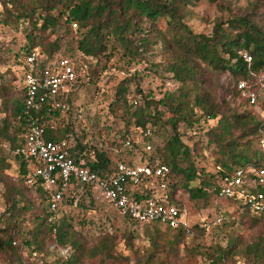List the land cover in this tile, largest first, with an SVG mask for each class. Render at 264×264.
Wrapping results in <instances>:
<instances>
[{
	"label": "trees",
	"instance_id": "obj_1",
	"mask_svg": "<svg viewBox=\"0 0 264 264\" xmlns=\"http://www.w3.org/2000/svg\"><path fill=\"white\" fill-rule=\"evenodd\" d=\"M18 1L22 2L0 0V18L3 23L28 24L25 29L23 26L26 43L21 49L11 55H7L6 50L0 51V70L5 68L1 77L8 81H0V107L5 113L0 124V185L4 187L2 197L5 204L0 213V250L10 257L11 262L24 264L22 255L25 248L31 249L29 252L38 264H81L85 257H100L103 264L117 261V236L114 233L107 232L95 246L87 248L73 224L72 216H63L58 222L50 220L54 214L48 205L50 191L39 183H26L31 162L18 154L17 150L23 144L24 133L31 122L44 126L46 139L69 142L72 156L75 159L86 158L89 167L103 178H109L119 162L153 166L159 160L167 164L170 167L167 175L147 178L134 189L133 194L138 199L155 196L149 184L157 183L159 191L169 203L184 207L182 198L177 197L181 191L195 199L206 196L211 190L218 198L225 175L242 168L246 170L247 178L254 180L257 171L264 169V160L259 157L258 149L253 147V141L263 138L264 115L260 111L240 113L231 110L224 113L203 90L206 70L228 71L236 79L235 93L242 97L238 83L246 81L257 93L258 102L252 105L248 99L242 97V100L251 107L264 108V99L259 100L260 93L264 92V83L261 81L264 72V30L252 18L240 14L219 17L212 33L207 34L196 33L188 23L193 0H42L41 12L29 4L19 6ZM147 18L155 21L164 19L166 27L163 32L158 30L153 38L149 37L151 31L148 32L143 23ZM117 43L129 58L142 56L152 44L159 45L168 58L161 64L162 69L177 83L174 90L166 91L159 100L144 97L143 90L136 84V92L141 95L139 101L128 99L130 85L136 82L135 75L119 84L117 94L131 110L138 128L136 132L127 130L123 136V143L128 141L131 144V157L127 160L121 155L116 160L102 147L83 142L78 137L71 138L70 124H62L69 112L75 89L60 96L68 105L65 114L28 108L27 92L23 85L28 67L25 61H19L37 51V67L43 70L62 56L74 58L80 73L75 83L77 87L82 83L80 71L85 66L83 61L107 54L108 50L112 52ZM244 52L252 56L251 61L243 57ZM164 72L161 74L163 77ZM217 117L220 129H211L210 132L221 147L223 157L220 162L223 168L210 179H205L203 185L192 187V181L199 175L190 160V148L181 139L180 124L193 127L202 119ZM167 128L172 131V135L166 143L160 146L153 142L157 133ZM148 129L152 130V135L146 137L143 143L138 142L137 133H145ZM147 143L154 146L151 155H147L143 148ZM3 148L19 160L18 180L5 173L11 163L1 155ZM138 154H141V162L135 160ZM185 159L190 164L182 167L181 162ZM250 187L264 193V184L252 183ZM75 189L81 194L78 204L74 206L65 200L58 213L68 206L96 211L98 193L83 184H76ZM29 190L34 192L40 204L29 197ZM227 200L250 218L251 225L264 228V213L250 212L241 201ZM115 210L129 227L147 228L148 239L153 247L152 256L164 248L162 239L166 233L162 230H175L173 239L168 241L169 249L173 250L188 235L185 229H162L157 224H142ZM190 231L193 233L192 227ZM18 236L22 237L21 241L17 240ZM132 236L133 233L128 231L125 241L130 242ZM48 244L58 254L52 262L45 259L50 248ZM207 256L212 264H264V243L254 239L243 245L239 238H230L226 247L219 246Z\"/></svg>",
	"mask_w": 264,
	"mask_h": 264
},
{
	"label": "rangeland",
	"instance_id": "obj_2",
	"mask_svg": "<svg viewBox=\"0 0 264 264\" xmlns=\"http://www.w3.org/2000/svg\"><path fill=\"white\" fill-rule=\"evenodd\" d=\"M21 1H18L19 6L25 3L34 6L37 12L42 11L40 8L42 0ZM193 1L194 4L190 6L192 15L188 18V23L196 33L211 34L219 17L228 18L236 14L249 16L264 30V0ZM143 23L145 29L148 32L151 31L148 35L151 38L156 31L163 32L166 27L164 19L155 21L147 18L143 20ZM27 25L15 23L6 25L0 18V51L6 50L7 55H11L21 49L26 43L24 29ZM72 40L75 41V39ZM167 59L164 49L159 45L152 44L145 49L142 56L129 58L124 54L123 47L117 43L112 52L108 50L107 54L100 57L89 59V61L84 60L85 66L80 71L82 83L75 89L69 112L62 124H70L71 138L78 137L83 142L102 147L115 159L119 155L123 156L124 160L129 159L131 144L128 141L123 143V136L127 130L136 132L138 128L131 110L117 94L118 86L125 78L135 75L136 82L130 85L131 93L128 94V99L137 101L141 99V95L136 92V84H139L143 90L144 97L161 99L166 91L177 87L171 75L162 69L161 64ZM21 60L25 61L24 58L19 59ZM162 71L164 77L161 75ZM3 72L5 68L0 70V81L8 82L1 77ZM204 79L206 82L203 90L222 112L229 113L234 110L240 113L246 111L258 113L257 111H260L264 115V108L247 105L242 97L235 93L236 79L228 71L206 70ZM261 98L264 99V92L260 93L259 100ZM4 115V109L0 107V124ZM219 117L212 120L202 119L193 127L180 124L181 139L190 148V160L199 175L192 181V187L203 185L205 179H210L213 174L223 168L220 162L223 157L221 147L215 135L210 132L211 129H220ZM170 135L172 131L169 128L162 130L157 133L153 142L162 146ZM136 139L143 143L146 137L139 131ZM253 147L258 149L259 157L264 160V134L262 139L253 141ZM143 148L147 155H151L154 150V146L148 143L144 144ZM1 155H4L11 163L5 173L18 180L19 160L6 148H3ZM135 160L141 162V154H138ZM189 164V160L186 159L181 162L182 167ZM3 191V185H0V213L5 208ZM29 197L40 204L33 191L29 190ZM177 197L182 198V206L188 210V220L193 233H188L179 246H174L176 250H173L169 249L168 241L173 239L175 230H162L166 233L165 238L162 239L165 243L164 248L155 256H152L153 247L148 239L147 228L129 227L115 207L101 197L95 201L96 211L68 206L60 213V217L72 216L73 224L87 248L95 246L107 232L114 233L117 236V261L113 264H212L207 255L219 246L226 247L230 238H239L243 245L254 239H260L264 243V228L251 225L250 218L244 216L233 203L226 198H217L211 190L206 196L200 198L192 199L187 192L182 191ZM128 231L133 233L130 242L125 241V234H128ZM17 238L21 241L22 237ZM48 247L50 248L45 259L52 262L58 254L56 249L51 248V244H48ZM30 250L28 248L23 250L24 264H38ZM10 260V257L0 250V264H17ZM81 264L103 263L100 257L96 259L85 257Z\"/></svg>",
	"mask_w": 264,
	"mask_h": 264
},
{
	"label": "built area",
	"instance_id": "obj_3",
	"mask_svg": "<svg viewBox=\"0 0 264 264\" xmlns=\"http://www.w3.org/2000/svg\"><path fill=\"white\" fill-rule=\"evenodd\" d=\"M243 57L247 61L252 60L247 52L243 53ZM37 58V51L25 58L28 67L23 80L27 92L26 105L30 109H46L65 114L68 105L60 96L76 89L75 83L80 74L77 61L62 56L52 66L38 70ZM261 81L264 83V72L261 74ZM238 89L250 104L258 102L257 93L246 81H240ZM144 135L149 137L152 130L148 129ZM17 153L31 162L26 183H39L50 191L48 205L54 212L50 218L52 222L61 219L58 211L65 200H69L74 206L78 204L81 194L75 189V185L83 184L92 187L98 197L108 201L123 215H128L142 224H157L163 229L182 228L188 233L191 232L187 208L169 203L159 191L157 183L149 184L155 196L138 199L133 194L134 189L147 178L163 177L170 172V167L159 160L153 166L147 163L129 165L119 162L115 172L109 178H103L89 167L86 158L75 159L72 156L69 142L46 139L44 126L36 122L30 123ZM246 174V170L240 168L225 175L222 178L219 198L238 200L250 212L264 213V193L250 187L252 183L264 184V169L257 171L254 180H249Z\"/></svg>",
	"mask_w": 264,
	"mask_h": 264
}]
</instances>
